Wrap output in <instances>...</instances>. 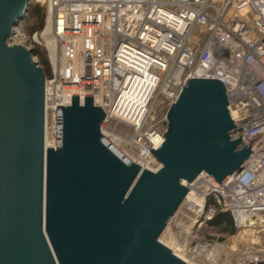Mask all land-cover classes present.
Returning <instances> with one entry per match:
<instances>
[{
	"label": "water",
	"instance_id": "water-1",
	"mask_svg": "<svg viewBox=\"0 0 264 264\" xmlns=\"http://www.w3.org/2000/svg\"><path fill=\"white\" fill-rule=\"evenodd\" d=\"M29 0H0V264H186L159 236L200 172L219 184L252 152L231 134L225 88L191 77L165 114L159 167H141L100 131L92 96L56 106L44 144L45 72L10 43Z\"/></svg>",
	"mask_w": 264,
	"mask_h": 264
},
{
	"label": "built area",
	"instance_id": "built-area-1",
	"mask_svg": "<svg viewBox=\"0 0 264 264\" xmlns=\"http://www.w3.org/2000/svg\"><path fill=\"white\" fill-rule=\"evenodd\" d=\"M37 1L44 7L42 28L30 35L16 28L13 36L46 51L45 146L55 145L56 106L69 105L72 96L80 104L92 96L105 113L104 138L155 170L159 162L151 150L165 130L155 120V106H169L191 77L216 78L234 122L229 132L241 127L231 136L240 135L252 152L221 184L204 171L182 180L188 235L194 243L193 226L207 225L219 211L228 212L238 229L263 231L264 0ZM184 241L171 250L183 252ZM235 264H264V246L248 249Z\"/></svg>",
	"mask_w": 264,
	"mask_h": 264
},
{
	"label": "rangeland",
	"instance_id": "rangeland-1",
	"mask_svg": "<svg viewBox=\"0 0 264 264\" xmlns=\"http://www.w3.org/2000/svg\"><path fill=\"white\" fill-rule=\"evenodd\" d=\"M35 1L37 0H29V2ZM37 3L42 6L40 2L37 1ZM22 21L17 29L25 33ZM199 29L200 26H197L195 35ZM18 38L19 36H13L10 43H17ZM167 108V102H159L153 111L155 120H159V124L163 123L164 127ZM190 218L191 215L185 213L183 207L179 206L159 236L162 242L173 246V248L178 243L180 244L181 239H186L183 242L186 246L181 254L189 260V264H235L239 256L245 254L248 249L264 246V230L235 227L234 234H226L208 224L199 228L193 226V231L198 234V238L193 243L192 238L188 235L189 227H191ZM212 251L215 253L214 255Z\"/></svg>",
	"mask_w": 264,
	"mask_h": 264
},
{
	"label": "trees",
	"instance_id": "trees-1",
	"mask_svg": "<svg viewBox=\"0 0 264 264\" xmlns=\"http://www.w3.org/2000/svg\"><path fill=\"white\" fill-rule=\"evenodd\" d=\"M44 7L37 1L29 2L26 13L22 21V28L26 34L30 35L33 31L42 28L44 24ZM32 55L37 57L38 63L42 66L45 75H50L49 64L46 51L43 46L35 45L31 47ZM209 226L215 227L218 231L226 234H234L235 226L228 212H217L213 219L208 222Z\"/></svg>",
	"mask_w": 264,
	"mask_h": 264
},
{
	"label": "bare ground",
	"instance_id": "bare-ground-1",
	"mask_svg": "<svg viewBox=\"0 0 264 264\" xmlns=\"http://www.w3.org/2000/svg\"><path fill=\"white\" fill-rule=\"evenodd\" d=\"M46 143H47V145H49V143L47 142V139H46ZM51 145H53V144H51ZM161 240V239H160ZM162 241V240H161ZM164 243V242H163ZM164 244H166L168 247H172V249H173V246H171V245H169V244H167V243H164ZM174 252L178 255V256H180L182 259H184L185 261H186V263L187 264H189V260L183 255V254H181V252H177V251H175L174 250ZM212 254L214 255L215 253H213V251H212Z\"/></svg>",
	"mask_w": 264,
	"mask_h": 264
}]
</instances>
